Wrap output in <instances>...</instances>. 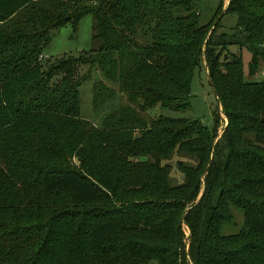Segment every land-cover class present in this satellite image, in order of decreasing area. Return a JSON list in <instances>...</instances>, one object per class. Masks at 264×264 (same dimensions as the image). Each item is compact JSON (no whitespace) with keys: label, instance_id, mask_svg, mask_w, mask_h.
<instances>
[{"label":"trees","instance_id":"trees-1","mask_svg":"<svg viewBox=\"0 0 264 264\" xmlns=\"http://www.w3.org/2000/svg\"><path fill=\"white\" fill-rule=\"evenodd\" d=\"M226 14L234 32L217 36L193 0H0V264H264V80L247 81L242 55L224 58L246 49L249 77L259 71L264 0H230ZM87 15L93 48L44 66L53 32ZM203 62L223 134L216 111L213 130L149 117L190 108ZM82 66L128 101L101 127L81 118ZM114 94L95 84L94 108ZM175 154L195 163L178 162V185L163 165ZM235 209L244 226L228 234ZM123 232L134 238L115 246Z\"/></svg>","mask_w":264,"mask_h":264},{"label":"rangeland","instance_id":"rangeland-1","mask_svg":"<svg viewBox=\"0 0 264 264\" xmlns=\"http://www.w3.org/2000/svg\"><path fill=\"white\" fill-rule=\"evenodd\" d=\"M197 3L199 11L202 14L203 23L214 24L220 18L221 22L216 34L220 36L223 33L231 35L234 31L233 28L237 23V17L234 15L226 14L230 0H193ZM93 25L94 20L92 15H87L84 17L78 27L77 32L72 28L71 24L62 27L53 32V41L51 45L44 51L43 55L40 57L41 63L47 65L49 63H54L57 59L64 58L66 56L78 57L81 52L89 51L93 48ZM213 29V28H212ZM218 51H220L218 49ZM243 56V68L245 71V77L247 81L250 82H260L264 80V62L261 63L259 71L253 77H249V63L251 61L252 55L246 49L229 47L225 51L224 58L231 59L233 55ZM223 57V56H222ZM223 58V61L225 60ZM89 66H82L80 68L81 75H88V80L84 81L81 85L80 97H81V118L87 120L89 123L96 127H101L103 120L106 116L112 114L115 110L119 109L121 105L127 104V99L124 94L120 93L118 85L111 83L104 74L99 69H93L90 73ZM209 70L206 67V63L196 71L193 77L191 86V95L189 98L190 108L184 111H172L157 105L154 108L148 110L149 117L167 116L172 118H188L192 120H200L205 124L210 130L214 129V111L217 112L219 116V135L223 134V130L227 126L228 120L224 115L223 108L219 105L216 94L209 83ZM61 77H57L56 80ZM98 82L105 83L108 87L115 91L114 96L111 99H107L106 102L98 107L93 106L94 97V86ZM144 116L148 117L146 114ZM138 135V134H136ZM136 137V136H135ZM139 137V135H138ZM185 161L189 164H195L189 157H181L175 154L170 160L165 161L163 165H168L171 168L170 179L172 183L181 184L184 182V175L180 172L177 167L179 161ZM73 163L78 165L77 161L74 159ZM55 203H57V208H64L70 205L69 196L67 194L60 195L54 198ZM234 224L227 226L225 232L228 234L238 233L244 226L243 214L235 209L234 210ZM184 232L187 237L189 236V230L187 226H184ZM134 238L130 235V232H123L117 234L114 239V245H121L123 242ZM149 243L159 245L163 244L155 239H146ZM186 249H189L188 240L185 241Z\"/></svg>","mask_w":264,"mask_h":264},{"label":"water","instance_id":"water-1","mask_svg":"<svg viewBox=\"0 0 264 264\" xmlns=\"http://www.w3.org/2000/svg\"><path fill=\"white\" fill-rule=\"evenodd\" d=\"M229 4H230V2H229ZM228 6H229V5H228ZM219 21H220V18L215 22L214 26H216V25L219 23ZM213 28H214V27H213ZM206 67H207V69H208L207 62H206ZM208 80H209L210 85L213 87L214 92L216 93V90H215V88H214V86H213V81H212V79L209 77ZM262 121L264 122V120H262ZM227 124H228V123H227ZM135 139H138V135H136Z\"/></svg>","mask_w":264,"mask_h":264}]
</instances>
